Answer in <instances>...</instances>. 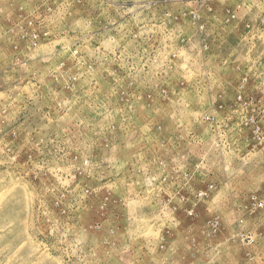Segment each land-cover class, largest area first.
I'll list each match as a JSON object with an SVG mask.
<instances>
[{
	"label": "rangeland",
	"instance_id": "1",
	"mask_svg": "<svg viewBox=\"0 0 264 264\" xmlns=\"http://www.w3.org/2000/svg\"><path fill=\"white\" fill-rule=\"evenodd\" d=\"M0 264H264V0H0Z\"/></svg>",
	"mask_w": 264,
	"mask_h": 264
},
{
	"label": "crops",
	"instance_id": "2",
	"mask_svg": "<svg viewBox=\"0 0 264 264\" xmlns=\"http://www.w3.org/2000/svg\"><path fill=\"white\" fill-rule=\"evenodd\" d=\"M205 93H206V95H208V96H213V94H214L215 92H213L212 89L208 88L207 90H205Z\"/></svg>",
	"mask_w": 264,
	"mask_h": 264
},
{
	"label": "built area",
	"instance_id": "3",
	"mask_svg": "<svg viewBox=\"0 0 264 264\" xmlns=\"http://www.w3.org/2000/svg\"><path fill=\"white\" fill-rule=\"evenodd\" d=\"M199 196H201V194H199Z\"/></svg>",
	"mask_w": 264,
	"mask_h": 264
}]
</instances>
